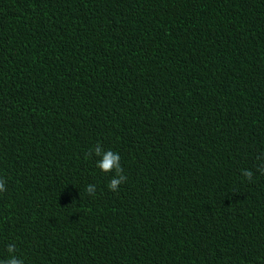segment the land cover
<instances>
[{"label":"trees","instance_id":"1","mask_svg":"<svg viewBox=\"0 0 264 264\" xmlns=\"http://www.w3.org/2000/svg\"><path fill=\"white\" fill-rule=\"evenodd\" d=\"M261 163L264 0H0V260L264 264Z\"/></svg>","mask_w":264,"mask_h":264},{"label":"clouds","instance_id":"2","mask_svg":"<svg viewBox=\"0 0 264 264\" xmlns=\"http://www.w3.org/2000/svg\"><path fill=\"white\" fill-rule=\"evenodd\" d=\"M93 154L100 157V159L97 160L98 168L105 173H114L107 184L108 189L113 192L119 191L120 185L125 183L128 179V177L124 174V169L121 165V156L111 149L105 150L99 142L85 153V155L89 158L92 157ZM256 170L260 172L261 175H264V163H261ZM241 174L248 182H252L254 180V172L251 169H241ZM6 184L7 180L3 176H0V193L7 191ZM85 191L90 196H95L97 193V186L95 184H88ZM7 252L9 253V257L7 259L0 260V264H25V260L23 258L15 255L17 252L15 243L8 244Z\"/></svg>","mask_w":264,"mask_h":264}]
</instances>
